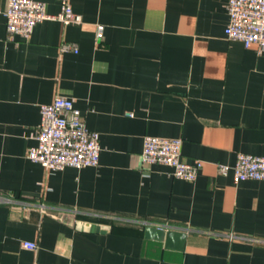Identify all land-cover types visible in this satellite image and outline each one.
Listing matches in <instances>:
<instances>
[{"label": "crops", "instance_id": "obj_1", "mask_svg": "<svg viewBox=\"0 0 264 264\" xmlns=\"http://www.w3.org/2000/svg\"><path fill=\"white\" fill-rule=\"evenodd\" d=\"M69 2L80 23L9 37L0 0V192L12 199L0 203V264H264V180L216 168L264 156V51L226 37L227 0ZM55 95L99 133L97 165L48 170L26 156ZM145 135L181 138L182 159L202 161L196 178L143 163ZM147 226L184 232L183 249Z\"/></svg>", "mask_w": 264, "mask_h": 264}, {"label": "built area", "instance_id": "obj_2", "mask_svg": "<svg viewBox=\"0 0 264 264\" xmlns=\"http://www.w3.org/2000/svg\"><path fill=\"white\" fill-rule=\"evenodd\" d=\"M61 8L56 14L49 13L46 4L40 0H7L3 9L6 32L9 37H28L34 26L45 19H58L62 23H80L81 15L76 13L69 0H60ZM228 21L224 29L228 39L238 40L245 47L255 46L264 51V0H227ZM95 35L100 39L103 26L96 25ZM77 51L75 45L62 42L60 50ZM40 120L35 133L36 143L28 147L26 156L40 163L48 170L66 166H95L99 160V133L86 127L81 111L72 98L55 95L49 103L39 106ZM182 139L145 135L140 157L143 163H159L170 166L174 177L194 180L202 166L200 159L188 162L181 156ZM218 173H231L234 181L244 179L264 180V156L251 153H237L232 164L216 163ZM12 199L0 192V203ZM22 245L35 249L33 241Z\"/></svg>", "mask_w": 264, "mask_h": 264}, {"label": "water", "instance_id": "obj_3", "mask_svg": "<svg viewBox=\"0 0 264 264\" xmlns=\"http://www.w3.org/2000/svg\"><path fill=\"white\" fill-rule=\"evenodd\" d=\"M77 228H81L83 230H91V231H105L109 229L107 225H95L89 222H80L76 221L75 223ZM144 235L149 238L162 240L164 242L165 247H173L179 250L183 249L184 242H185V235L184 232L176 229H159L147 226L144 228Z\"/></svg>", "mask_w": 264, "mask_h": 264}]
</instances>
